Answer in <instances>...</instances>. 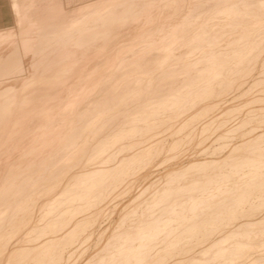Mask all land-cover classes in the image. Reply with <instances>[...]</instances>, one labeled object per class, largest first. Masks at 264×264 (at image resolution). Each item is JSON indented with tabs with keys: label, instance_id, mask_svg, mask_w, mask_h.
Wrapping results in <instances>:
<instances>
[{
	"label": "rangeland",
	"instance_id": "1",
	"mask_svg": "<svg viewBox=\"0 0 264 264\" xmlns=\"http://www.w3.org/2000/svg\"><path fill=\"white\" fill-rule=\"evenodd\" d=\"M27 1L0 0V90L8 87L5 94L11 95L60 53L59 61L72 57L104 68L80 98L57 109V101L74 94L67 88L76 76H68L47 101L56 117L31 114L29 127L1 152L5 172H19L14 187L0 189L16 200L11 206L0 201V264H264V0H115L68 14L72 26L55 28L56 35L53 27H29L18 15L59 18V8L69 11L90 0ZM27 3L33 6L22 10ZM46 6L50 12L41 13ZM6 33L16 39L9 41ZM27 52L32 57L24 58ZM9 55L17 56L14 66ZM48 181L55 183L45 190ZM27 214L18 231H7L11 217ZM14 248L19 254L15 250L8 260Z\"/></svg>",
	"mask_w": 264,
	"mask_h": 264
},
{
	"label": "bare ground",
	"instance_id": "2",
	"mask_svg": "<svg viewBox=\"0 0 264 264\" xmlns=\"http://www.w3.org/2000/svg\"><path fill=\"white\" fill-rule=\"evenodd\" d=\"M29 1V0H28ZM27 1V2H28ZM67 1V0H66ZM65 1V2H66ZM73 1H75V0H73ZM111 1H115V0H90V1H88V2H84V3H81V4H79V5H77V6H75V7H73V8H71V10H67V11H65V10H63L64 8L62 7V8H59L58 10H59V13L60 14H62V16L60 15V17L59 18H56V17H54V16H51V17H40V15H38V13H29V14H27V16H23V14L22 15H18V17L20 18V20H24V21H26L27 22V25L29 26V27H32V26H37V28L39 27V28H47V27H53L54 28V31L52 32V34L54 33L55 35H56V33L60 30V28H69L70 26H72L70 23H68L67 22V15L68 14H70V13H75V12H79V11H82V10H84L85 8H87V7H89V6H92V5H95V4H103V3H105V2H111ZM184 1V0H183ZM25 2V1H24ZM29 2H31V1H29ZM28 2V3H29ZM49 2V1H48ZM62 2V1H61ZM68 2V1H67ZM27 3V4H28ZM73 3H75V2H73ZM72 3V4H73ZM26 4V3H25ZM67 4V3H66ZM78 4V3H77ZM47 5V4H46ZM195 5V4H194ZM11 6V5H10ZM31 6H33L32 4H28V5H26V6H24L25 8L23 9L22 8V10H28V9H30V7ZM42 6V5H41ZM48 6H50V4L48 5ZM48 6H46V7H48ZM52 6V5H51ZM200 6V5H199ZM17 7V6H16ZM21 7H22V5H21ZM65 7V6H64ZM119 7V6H118ZM34 8V7H33ZM32 8V9H33ZM35 8H37L36 6H35ZM34 8V9H35ZM42 8V7H41ZM66 8V7H65ZM124 8V7H123ZM31 9V10H32ZM67 9V8H66ZM93 9H94V7H93ZM121 9V8H120ZM174 9V8H173ZM179 9V8H178ZM53 10V9H52ZM99 10V9H98ZM116 10V9H115ZM114 10V11H115ZM197 10V9H196ZM199 10V9H198ZM50 12V8L48 7V8H44V9H42L41 10V13H44V12ZM109 11V10H108ZM107 11V12H108ZM113 10H111V12H113V13H115ZM121 10H119L118 12H120ZM168 11V10H167ZM183 11V10H182ZM26 12V11H25ZM29 11H27V13H28ZM33 12V11H32ZM54 12V11H53ZM64 12V13H63ZM107 12H105V14L107 13ZM92 13V12H91ZM95 13V12H94ZM99 13V12H98ZM97 13V14H98ZM125 13V12H124ZM141 13V12H140ZM171 13V12H170ZM48 14V13H47ZM96 14V13H95ZM103 14V13H102ZM115 14H117V12L115 13ZM173 14V13H172ZM176 14V13H175ZM100 15V14H99ZM110 15V14H109ZM108 15V16H109ZM174 15V14H173ZM72 16V15H71ZM97 16V15H96ZM106 16V15H105ZM85 17V16H84ZM89 17V16H88ZM91 17V16H90ZM98 17V16H97ZM102 17V16H101ZM82 18H83V16H82ZM106 18H110V17H106ZM78 19V18H77ZM77 19H76V21H77ZM98 19V18H97ZM101 19V18H100ZM115 19H117V18H115ZM174 19V18H173ZM196 19V18H195ZM83 20V19H82ZM109 20V19H108ZM111 20V19H110ZM109 20V22L108 23H110L111 21ZM172 20V19H171ZM115 21V20H114ZM156 21V20H155ZM72 22V21H71ZM74 22V21H73ZM100 22V21H99ZM105 23H106V21H104ZM116 22V21H115ZM143 22V21H142ZM146 22V21H145ZM150 22V21H149ZM83 23V22H82ZM104 23V24H105ZM112 23H114L113 21L111 22V24ZM117 23V22H116ZM129 23V22H128ZM158 23V22H157ZM26 24V23H25ZM24 24V22H23V25H25ZM96 24V23H95ZM101 24V23H100ZM109 25L110 27H112L114 24H112V25ZM144 24V23H143ZM149 24V23H148ZM22 25V26H23ZM99 25V24H98ZM101 25H103V24H101ZM119 25V24H118ZM125 25H127V24H125ZM129 25V24H128ZM136 25V24H135ZM140 25V24H139ZM138 25V26H139ZM142 25V24H141ZM82 26H84L83 24H82ZM100 26V25H99ZM105 26V25H104ZM108 25L106 26V28L108 27V28H110ZM147 26V25H146ZM25 27H27V26H24V28ZM74 28H75V26H73ZM101 27V26H100ZM128 27V26H127ZM130 27V26H129ZM142 27V26H141ZM28 28V27H27ZM26 28V29H27ZM55 28H59V30L57 31V32H55ZM74 28H70V29H74ZM137 28V27H136ZM148 28V27H147ZM56 29V30H57ZM64 29H63V31H64ZM133 29V28H132ZM139 29V28H138ZM146 29V28H145ZM152 29V28H151ZM68 30V29H67ZM102 30V29H101ZM124 30V29H123ZM155 30V29H154ZM22 31H23V29H22ZM48 31V30H47ZM61 31V30H60ZM69 31V30H68ZM81 31V30H80ZM152 31V30H151ZM1 32V31H0ZM42 32V31H41ZM62 32V31H61ZM61 32H60V34H61ZM76 32V31H75ZM150 32V31H149ZM24 33H25V29H24ZM32 33V32H31ZM30 32H29V34H31ZM34 33H36V32H34ZM40 33V32H39ZM59 33V32H58ZM57 33V34H58ZM63 33H66L65 31L63 32ZM78 33V32H77ZM84 33V32H83ZM98 33V32H97ZM108 33V32H107ZM119 33H120V31H119ZM29 34H26V36L27 35H29ZM46 34V33H45ZM53 34V35H54ZM124 34V33H123ZM146 34V33H145ZM152 34V33H151ZM153 34H154V32H153ZM152 34V35H153ZM167 34V33H166ZM6 36H7V33L5 34ZM37 35V34H36ZM64 34H62L61 36H63ZM66 35V34H65ZM79 37H77V39L78 38H80V36H82V35H80V34H77ZM149 35V34H148ZM151 35V36H152ZM164 35V34H163ZM5 36V37H6ZM8 36H9V34H8ZM8 36H7V38H8ZM11 36V35H10ZM9 36V37H10ZM58 36H60V35H58ZM96 36H98V35H96ZM104 36V35H103ZM150 36V37H151ZM4 37V36H3ZM12 37H14V36H12ZM12 37H10L11 39L9 40V41H11V40H15L16 38H12ZM42 37V36H41ZM64 37V36H63ZM127 37V36H126ZM149 37V38H150ZM6 38V39H7ZM28 38V37H27ZM62 38V37H61ZM66 38V37H65ZM75 37L73 36V38H70L69 40H73ZM100 38V37H99ZM103 38V37H102ZM101 38V39H102ZM136 38V37H135ZM147 38V37H146ZM170 38V37H169ZM9 39V38H8ZM32 39V38H31ZM30 39V40H31ZM35 39V38H34ZM63 39V38H62ZM84 39V38H83ZM82 39V40H83ZM105 39H107L108 40V38H106L105 37ZM115 39V41H116V38H114ZM126 38H124V40H125ZM129 39V38H128ZM127 39V40H128ZM131 39V38H130ZM129 39V40H130ZM202 39V38H201ZM3 40H5V39H3ZM64 40V39H63ZM87 40H88V38H87ZM167 40H169V39H167ZM6 41V40H5ZM8 41V40H7ZM8 41V42H9ZM18 41V40H17ZM51 41V40H50ZM55 41V40H54ZM61 41V40H60ZM59 41V42H60ZM71 41H69V42H71ZM105 42H107L106 40H104ZM103 41V42H104ZM165 41V40H164ZM163 41V42H164ZM83 42H86V40L85 41H83ZM102 42V43H103ZM122 42V41H121ZM148 42V41H147ZM4 43V42H3ZM11 43V45H13L14 43L16 44V42H10ZM10 43L8 44V45H10ZM13 43V44H12ZM18 43V42H17ZM51 43V42H50ZM74 43V42H73ZM77 43H78V41H77ZM76 43V44H77ZM102 43H101V46H102ZM110 43V42H109ZM130 43H132V42H130ZM68 44V43H67ZM79 44V43H78ZM81 44H82V42H81ZM81 44H79V45H81ZM97 44V43H96ZM120 44V43H119ZM132 44H134V42L132 43ZM131 44V45H132ZM166 44H167V42H166ZM165 44V45H166ZM8 45L6 46L7 48H8ZM10 45V46H11ZM60 45H64V44H60ZM78 45V46H79ZM118 45V44H117ZM127 45H128V43H127ZM134 45H136V44H134ZM161 45H162V43H161ZM4 46V45H3ZM47 46V45H46ZM72 47H73V45H71ZM75 46H77V45H75ZM98 46H99V44H98ZM97 45H96V47H98ZM130 46V45H129ZM163 46H164V44H163ZM168 46V45H167ZM12 48L14 47V46H11ZM16 47H18V44H16ZM15 47V48H16ZM59 47V46H58ZM67 47V46H66ZM115 47H116V45H115ZM119 48H120V46H118ZM121 47H124L123 46V44L121 45ZM50 48V47H49ZM64 49H65V47H63ZM71 48V47H70ZM76 48V47H75ZM109 48V47H108ZM18 49V48H17ZM32 49V48H31ZM46 49V48H45ZM54 49H56V48H54ZM74 49V48H73ZM76 49H78V48H76ZM96 49V48H95ZM137 49V48H136ZM136 49H134V50H136ZM147 49V48H146ZM6 50V49H5ZM11 50V49H10ZM9 50V51H10ZM22 50V49H21ZM53 50V49H52ZM68 50V49H67ZM66 50V51H67ZM79 50V49H78ZM115 50V49H114ZM116 50H117V48H116ZM122 50V49H121ZM161 50V49H160ZM12 51V50H11ZM15 51V50H14ZM28 51V50H27ZM48 51V50H47ZM46 51V52H47ZM57 51V50H56ZM61 51H64V50H61ZM74 51V50H73ZM80 51H82V50H80ZM113 51V50H112ZM162 51V50H161ZM5 52H7V50L5 51ZM18 52V51H17ZM55 52V51H54ZM70 52V51H69ZM84 52V51H83ZM97 52H98V50H97ZM129 52V51H128ZM132 52H133V50H132ZM12 53V52H11ZM20 53V52H19ZM31 53V52H30ZM33 54H35L34 52H32ZM42 54H43V52H41ZM40 53V54H41ZM49 53V52H48ZM65 53H67V52H65ZM65 53L63 54V55H61V56H64L65 55ZM73 52H71V54H72ZM77 53V52H76ZM116 53V52H115ZM121 53H123V50H122V52ZM160 54H161V52H159ZM166 53V52H165ZM5 54V53H4ZM9 54H10V52H9ZM13 54V53H12ZM11 54V55H12ZM14 54H16V52L14 53ZM25 54H26V56L29 54L28 52L27 53H24V58H27V57H25ZM41 54V55H42ZM44 54H45V51H44ZM58 54V53H57ZM61 54V53H60ZM59 54V55H60ZM68 54V53H67ZM109 54H110V52H109ZM109 54H106V55H108V56H110ZM117 54V53H116ZM118 54H120V53H118ZM117 54V55H118ZM159 54V55H160ZM167 54V53H166ZM17 55V54H16ZM29 55H31V54H29ZM28 55V57H32V56H29ZM38 55H39V53H38ZM52 55V54H51ZM50 55V56H51ZM54 55V54H53ZM52 55V56H53ZM58 55V56H59ZM77 55V54H76ZM76 55H74V57H75V59H76ZM78 55H79V53H78ZM81 55H82V53H81ZM81 55H79V57L81 56ZM84 55V54H83ZM82 55V56H83ZM106 55H104V56H106ZM138 55V54H137ZM141 55V54H140ZM154 55H156V54H154ZM56 56V55H55ZM57 56V57H58ZM67 56H69V55H67ZM71 56V55H70ZM69 56V57H70ZM112 56H113V53H112ZM111 56V57H112ZM119 56V55H118ZM150 56H152V58H153V55H151L150 54ZM162 56V55H161ZM9 57H10V55H9ZM14 57H16L17 58V56H14ZM14 57H12V58H14ZM34 57V56H33ZM57 57H55L56 59H57ZM65 57V56H64ZM63 57V58H64ZM120 57V56H119ZM121 57H123V56H121ZM135 57V56H134ZM157 57H158V54H157ZM2 58H4V57H0V59H2ZM8 58V57H7ZM11 58V57H10ZM10 58L9 59H6V57H5V59L8 61V60H10ZM12 58H11V62H12ZM16 58H14V59H16ZM18 58H20V55H19V57ZM60 58V57H59ZM62 58V57H61ZM60 58V59H61ZM90 58V57H89ZM104 58V57H103ZM109 58V57H108ZM114 58H116V57H114ZM147 58V57H146ZM146 58H145V60H146ZM151 57H150V60L152 59ZM155 58L156 57H154V60H155ZM160 57H158V59H159ZM48 59V58H47ZM46 59V60H47ZM56 59H52V58H50V61L49 62H47V63H49V65H48V67H46V68H44V69H34V70H36V71H32L33 73L30 75V77H29V79L26 81V82H24V83H22V84H20V85H18V86H16V87H14L13 89H14V92L11 94V95H6L5 93H7L6 92V90L8 89V87H4V88H2L1 90H0V98H2V100H3V102H1L0 101V154H1V152L3 151V150H7V145L8 144H10L11 142H12V140L13 139H17L19 136H20V134H22L23 132H24V130H25V128H27V127H29V122H30V120H31V114L32 115H34V113H39V115L42 113V115H41V117L40 118H42V117H51L52 115H54L55 117H56V115L55 114H57L58 112H56V111H54L53 109H51L52 108V106L50 107V108H48L47 106V101L49 100V99H51L52 97H55V95L57 94V92L59 91V89H58V87L62 84H64L65 82V79L68 77V76H70V75H75L76 76V78H75V81H74V83L72 84V86L71 87H68L67 89H69V90H71V91H73V93L74 94H67V95H65V97H62L59 101H57L58 103H57V105H56V107H57V109H61V108H66L69 104H71V102H72V98H77V96L79 95V92H80V90L82 89V88H85L87 85H89V83L90 82H92L93 80H94V78H92V76L94 77L95 75H97V78L99 79V73H100V69H101V67H103L104 65L102 64V63H92V64H84V62L83 61H79L78 62V58L76 59V62L75 61H71V59H72V57L71 58H69V59H67L66 57H65V59L63 60H61V61H59L58 59L56 60ZM82 59H83V57H82ZM112 59H113V57H112ZM120 59V58H119ZM122 59V58H121ZM143 58H141V60H142ZM161 59V58H160ZM163 59H164V57H163ZM32 60V59H31ZM43 60V59H42ZM106 60H108V59H106ZM110 60V59H109ZM154 60H153V62H154ZM162 60V59H161ZM175 60V59H174ZM1 61V60H0ZM3 61V60H2ZM5 61V60H4ZM14 61H17V60H14ZM40 61V60H39ZM89 61V60H88ZM94 61V60H93ZM97 61V60H96ZM115 61V60H114ZM117 61H118V59H117ZM156 61V60H155ZM160 61V60H159ZM45 62V61H44ZM98 62V61H97ZM109 62V61H108ZM129 62V61H128ZM134 62H135V60H134ZM6 63V62H5ZM4 63V64H5ZM8 64H9V62H7ZM13 63V65L12 66H14V62H12ZM29 63V62H28ZM34 63V62H33ZM139 63H141V62H139ZM143 63V62H142ZM149 63V62H148ZM150 63H152V62H150ZM8 64L6 65L5 64V66H8ZM44 64V63H43ZM115 64V63H114ZM136 64V63H135ZM154 64V63H153ZM10 65V64H9ZM33 65V64H32ZM47 65V64H46ZM103 65V66H102ZM139 65V64H138ZM149 65H151V64H148V67H149ZM11 66V67H12ZM31 66V65H30ZM113 66V65H112ZM144 66V65H143ZM146 66V65H145ZM2 67V66H1ZM121 67V66H120ZM133 67V66H132ZM7 68H10V67H7ZM104 68V67H103ZM106 68V67H105ZM144 68H146V67H144ZM152 68V67H151ZM3 69V68H2ZM6 69V68H5ZM114 69V68H113ZM132 69V68H131ZM148 69V68H147ZM154 69V68H153ZM104 70V69H103ZM143 70V69H142ZM163 70V69H162ZM4 71V70H3ZM9 71V70H8ZM12 71V70H11ZM102 71V70H101ZM133 71V70H132ZM17 72V71H16ZM103 72V71H102ZM105 72H106V70H105ZM108 72H109V70H108ZM107 72V73H108ZM131 72V71H130ZM1 73V72H0ZM4 73V72H3ZM5 73H7V72H5ZM4 73V74H5ZM140 73V72H139ZM154 73H156V72H154ZM3 74V75H4ZM11 74V73H10ZM120 74V73H119ZM142 74V73H141ZM8 75V74H7ZM29 75V74H28ZM102 75H104V74H102ZM137 75V74H136ZM144 75V74H143ZM194 75V74H193ZM16 76V75H15ZM124 76V75H123ZM3 77V76H2ZM2 77H1V79H2ZM13 77H14V75H13ZM74 77V76H73ZM134 77V76H133ZM11 78V77H10ZM9 77H8V79H10ZM15 78V77H14ZM14 78H12V80L14 79ZM17 78V77H16ZM96 78V77H95ZM187 78V77H186ZM7 79V78H6ZM156 79V78H155ZM188 79H189V77H188ZM11 80V81H12ZM16 80V79H15ZM107 80V79H106ZM3 81V80H2ZM72 81V80H71ZM105 81V80H104ZM188 81V80H187ZM5 82V81H4ZM12 82H14V80L12 81ZM12 82L10 83V84H12ZM64 82V83H63ZM99 82V81H98ZM162 82V81H161ZM8 83H9V81H8ZM181 83V82H180ZM183 83V82H182ZM99 84V83H98ZM102 84V83H101ZM175 84V83H174ZM186 84V83H185ZM5 85V84H4ZM7 85H9V84H7ZM61 85V86H62ZM68 85H69V83H68ZM67 85V86H68ZM92 85V84H91ZM157 85V84H156ZM1 86V85H0ZM97 86V85H96ZM153 86V85H152ZM12 87V86H11ZM63 88H65V86L63 87ZM90 88V87H89ZM94 88H95V85H94ZM97 88L98 87H96V90H97ZM85 89H87V88H85ZM129 89V88H128ZM89 90V89H88ZM95 90V91H96ZM107 90V89H106ZM64 91V90H63ZM66 91V90H65ZM86 91V90H85ZM91 91H92V88H91ZM90 91V92H91ZM82 92H83V90H82ZM88 92V91H87ZM89 92V93H90ZM105 92V91H104ZM158 92V91H157ZM68 93V92H67ZM81 93V92H80ZM84 93H86V92H84ZM84 93H83V95H84ZM120 93V92H119ZM86 94H88V93H86ZM91 94V93H90ZM6 97H5V96ZM158 95V94H157ZM80 96V95H79ZM89 96H91V95H89ZM122 96V95H121ZM156 96V95H155ZM5 97V98H4ZM59 97V96H58ZM86 97H87V95H86ZM99 97V96H98ZM101 97V96H100ZM103 97H105V96H103ZM78 98H80V97H78ZM77 98V99H78ZM83 98V97H82ZM85 98V97H84ZM146 98V97H145ZM150 98V97H149ZM53 99V98H52ZM140 99V98H139ZM144 99V98H143ZM168 99V98H167ZM1 100V99H0ZM5 100V101H4ZM56 100V99H55ZM86 100V99H85ZM119 100V99H118ZM52 101V100H51ZM77 101V100H76ZM79 101V100H78ZM84 100H82V102H83ZM101 101V100H100ZM105 101V100H104ZM148 101V100H147ZM151 101V100H150ZM153 101V100H152ZM49 102V101H48ZM54 102H56V101H54ZM79 102H81V101H79ZM111 102V101H110ZM160 102V101H159ZM168 102V101H167ZM50 103V102H49ZM92 103V102H91ZM96 103H97V101H96ZM143 103V102H142ZM145 103V102H144ZM155 103V102H154ZM52 104H53V101H52ZM51 104V105H52ZM55 104V103H54ZM99 104V103H98ZM102 104V103H101ZM113 105H112V107L114 106V103H112ZM259 104V103H258ZM73 105V104H72ZM92 105V104H91ZM133 105V107H134V104H132ZM137 105H139L138 103H137ZM142 105V104H141ZM78 106H79V104H78ZM77 106V107H78ZM100 106V105H99ZM144 106H145V104H144ZM54 107V106H53ZM73 106H71V108H72ZM80 107V106H79ZM78 107V108H79ZM92 108H93V106H91ZM91 107H90V109H91ZM103 107V106H102ZM101 107V108H102ZM109 107H111V105L109 106ZM132 107V106H131ZM71 108H70V111H71ZM74 108V107H73ZM99 108V107H98ZM140 108V107H139ZM38 109V110H37ZM107 109H108V107H107ZM111 109V108H110ZM125 109V108H124ZM130 109H132V108H130ZM134 109H135V107H134ZM112 110V109H111ZM110 110V111H111ZM126 110V109H125ZM137 110V109H136ZM60 111V110H59ZM90 111V110H89ZM134 111V110H133ZM61 112V111H60ZM65 112V111H64ZM63 112V113H64ZM68 111H67V109H66V113H67ZM73 112H75L76 113V111H73ZM91 112V111H90ZM105 112V111H104ZM118 112V111H117ZM120 112V111H119ZM123 111H121V113H122ZM128 112H130V111H128ZM89 113V112H88ZM120 113V114H121ZM155 113V112H154ZM37 114H35V115H37ZM61 114V113H60ZM82 114V113H81ZM98 114V113H97ZM99 114H101V113H99ZM119 114V113H118ZM124 114H126V113H124ZM130 114V113H129ZM62 115V114H61ZM71 115H73V113L71 114ZM104 115H106L105 113H104ZM69 116H70V113H69ZM82 116V115H81ZM126 116V115H125ZM38 117V116H37ZM36 117V118H37ZM79 118H80V116H78ZM87 117V116H86ZM104 117V116H103ZM73 118V117H72ZM76 118V117H75ZM93 118V117H92ZM107 118V117H106ZM168 118V117H167ZM50 119V118H49ZM59 119V118H58ZM67 119V118H66ZM69 119H71V118H69ZM94 119H96V118H93V120ZM119 119V118H118ZM37 120V119H36ZM38 120H39V117H38ZM53 120V119H52ZM61 120V119H60ZM84 120H85V118H84ZM87 120V119H86ZM104 120H105V118H104ZM121 120H124V118H122L121 117ZM44 121H45V119H44ZM54 121V120H53ZM67 121V120H66ZM80 121V120H79ZM96 121V120H95ZM95 121L93 122V123H95ZM98 122H99V120H97ZM108 121V120H107ZM109 121H110V119H109ZM113 121H116V120H113ZM120 121V120H119ZM173 121V120H172ZM40 122V121H39ZM57 122V121H56ZM76 122V121H75ZM91 123H92V120L90 121ZM98 122H96V123H98ZM124 122V121H123ZM42 123V122H41ZM62 123V122H61ZM118 122H116V124H117ZM36 124V123H35ZM49 124V123H48ZM50 124H51V122H50ZM57 124H58V122H57ZM65 124V123H64ZM72 124V123H71ZM90 124V123H89ZM100 124V123H99ZM108 124V123H107ZM115 124V125H116ZM119 124V123H118ZM122 124H124V123H122ZM148 124V123H147ZM54 125H56V124H54ZM54 125H52V126H54ZM59 125V124H58ZM63 125V124H62ZM87 125V124H86ZM91 125V124H90ZM94 125V124H93ZM93 125H91V126H93ZM105 125V124H104ZM64 126V125H63ZM66 126V125H65ZM74 126V125H73ZM85 126V125H84ZM107 126V125H106ZM114 126V125H113ZM117 126V125H116ZM119 126H121V125H119ZM118 126V127H119ZM79 127V126H78ZM81 127V126H80ZM90 127V126H89ZM99 127V126H98ZM101 127V126H100ZM109 128H110V125L108 126ZM31 128H33V125H32V127ZM39 128H40V125H39ZM53 128H55V131H56V129H58V127H53ZM74 128V127H73ZM85 128V127H84ZM87 128V127H86ZM104 128V127H103ZM117 128V127H116ZM120 128V127H119ZM123 127H121V129H122ZM124 128H126L125 126H124ZM35 129V128H34ZM62 129V128H61ZM70 129V128H69ZM75 129V128H74ZM111 129V128H110ZM113 129H115V128H113ZM113 129H112V131H113ZM215 129V128H214ZM70 130H72V128L70 129ZM77 130V129H76ZM78 130H80V129H78ZM90 130V129H89ZM88 130V131H89ZM117 129H115V131H116ZM35 130H33L32 132H34ZM40 131V130H39ZM38 131V132H39ZM46 131V130H45ZM44 131V132H45ZM48 131H49V129H48ZM48 131H46V132H48ZM54 131V132H55ZM58 131H59V129H58ZM95 131V130H94ZM102 131V130H101ZM103 131H106V130H103ZM102 131V132H103ZM114 131V132H115ZM32 132H31V134H32ZM119 132H121V130L119 131ZM41 133V132H40ZM60 133V135L62 134V132H59ZM64 133V132H63ZM77 133V132H76ZM91 133V132H90ZM100 133V132H99ZM38 134V133H37ZM48 134V133H47ZM54 134V133H53ZM97 134V133H96ZM102 134V133H101ZM105 134H106V132H105ZM29 135V134H28ZM43 136H45L44 134H42ZM58 135V134H57ZM79 135V134H78ZM94 135V134H93ZM98 136L100 135V134H97ZM109 135H111V134H109ZM109 135H107V136H109ZM37 136V135H36ZM36 136L34 137V136H32V137H34V138H36ZM51 136V135H50ZM64 135H62V137H63ZM75 136V135H74ZM82 136V135H81ZM87 136V135H86ZM88 136H89V138H90V135L88 134ZM113 136V135H112ZM112 136H109L108 138L106 137V136H104V138L106 137L107 138V140H110L109 138L110 137H112ZM161 136V135H160ZM40 137V136H39ZM78 137H80V136H78ZM85 137V136H84ZM96 136H94V137H92V138H95ZM102 137V136H101ZM28 138H30L29 136H28ZM28 138H27V140H28ZM88 138V137H87ZM97 138V137H96ZM100 138V137H99ZM104 138H101V139H103L104 140ZM105 138V139H106ZM38 139H40V138H38ZM47 139V138H46ZM62 139H64V138H62ZM77 139V138H76ZM84 139H86V138H84ZM91 139V138H90ZM27 140H25L24 142L25 143H27V142H29V140L27 141ZM41 140H42V137H41ZM80 140V139H79ZM88 140V139H87ZM93 139H91V141H92ZM97 140V139H96ZM100 140V139H99ZM99 140H98V142H99ZM105 141V142H108V141ZM34 141V140H33ZM39 142H40V140H38ZM53 141V140H52ZM55 141V140H54ZM89 141V140H88ZM87 141V142H88ZM90 141V142H91ZM94 141H95V139H94ZM104 141H103V143H104ZM31 142V141H30ZM57 142V141H56ZM69 142V141H68ZM82 142V141H81ZM86 142V141H85ZM84 142V143H85ZM25 143H24V145H25ZM34 143V142H33ZM36 143V142H35ZM41 143V142H40ZM44 142H42L41 144H43ZM46 143V142H45ZM52 142H50V144H51ZM92 143V142H91ZM102 143V142H101ZM58 144V143H57ZM31 145V144H30ZM33 145V144H32ZM46 145V144H45ZM52 145H54V144H52ZM56 145V144H55ZM84 145H86V144H84ZM88 145V144H87ZM96 145V144H95ZM97 145H98V143H97ZM199 145V144H198ZM27 146V145H26ZM29 146V145H28ZM35 146V145H34ZM38 146V145H37ZM43 146H44V144H43ZM99 146V145H98ZM104 147L106 146L105 144L103 145ZM41 147V146H40ZM39 147V148H40ZM69 149H71L70 148V144H69ZM102 147V146H101ZM42 148V147H41ZM40 148V149H41ZM77 148V147H76ZM81 148L82 147H80L79 148V151L81 150ZM94 148V147H93ZM161 148V147H160ZM34 149V148H33ZM36 149H37V147H36ZM40 149H39V151H40ZM52 150H53V148H51ZM98 149V148H97ZM100 149V148H99ZM103 149V148H102ZM105 149V148H104ZM107 149H108V146H107ZM27 150V149H26ZM30 150H31V146H30ZM75 150V149H74ZM96 150V149H95ZM25 151V150H24ZM34 151H38V150H33V153H34ZM42 151H45V150H42ZM91 151V150H90ZM23 152V151H22ZM29 152V151H28ZM72 152V151H71ZM75 152V151H74ZM77 152V151H76ZM83 152V151H82ZM26 153V152H25ZM32 153V152H31ZM36 153V152H35ZM38 153V152H37ZM37 153H36V156H37ZM41 153V152H40ZM52 153V152H51ZM80 152H78V154H79ZM91 153V152H90ZM136 153V152H135ZM27 154V153H26ZM44 154V153H43ZM83 154V153H82ZM85 154H86V152H85ZM138 154V153H137ZM34 155V154H33ZM33 155H32V157H33ZM50 155V154H49ZM49 155H47V156H49ZM73 155V154H72ZM71 155V156H72ZM77 155V154H76ZM101 155V154H100ZM30 156V155H29ZM78 156V155H77ZM80 156V155H79ZM91 156V155H90ZM123 156V155H122ZM41 156H39V158H40ZM46 157V156H45ZM65 157V156H64ZM76 157V156H75ZM74 157V158H75ZM87 157V156H86ZM98 157V156H97ZM101 157V156H100ZM104 157V156H103ZM124 157V156H123ZM28 158V157H27ZM38 158V157H37ZM42 158V157H41ZM67 158V157H66ZM92 159H93V156L91 157ZM90 158V159H91ZM105 158H107V157H105ZM68 159H70V157L68 158ZM78 159V158H77ZM87 160L89 159V158H86ZM30 160H31V158H30ZM40 160H42V159H40ZM45 160V159H44ZM52 160V159H51ZM57 160V159H56ZM55 160V161H56ZM65 160V159H64ZM103 160H105V159H102V161ZM123 160V159H122ZM226 160V159H225ZM245 161H247L248 160V158L246 157L245 159H244ZM36 161V160H35ZM37 161H39V160H37ZM36 161V162H37ZM66 161H68V160H66ZM72 161V160H71ZM70 161V162H71ZM101 161V160H100ZM40 162V161H39ZM39 162H38V164H39ZM60 162H61V160H60ZM69 162V161H68ZM89 162V161H88ZM87 162V163H88ZM91 162V161H90ZM90 162H89V164H90ZM120 162V161H119ZM85 163H86V161H85ZM93 163V162H92ZM98 163H100V162H98ZM212 163V162H211ZM3 163H2V159L0 158V189H2L4 186H6V185H10L11 187H14L15 186V178H14V176L19 172V168H13V169H11L8 173H6L5 172V170H4V168H3V165H2ZM81 164V163H80ZM196 164V163H195ZM67 165V164H66ZM100 165V164H99ZM45 166V165H44ZM56 166H57V164H56ZM63 166H64V163H63ZM92 166H94V165H92ZM55 167V166H54ZM53 167V168H54ZM67 167V166H66ZM77 167V166H76ZM75 166H74V168H76ZM86 167V166H85ZM84 167V168H85ZM89 167V166H88ZM56 168V167H55ZM68 168V167H67ZM92 168V167H91ZM70 169V171H71V169L72 168H68V170ZM77 169V168H76ZM99 169V168H98ZM102 169V168H101ZM116 169V168H115ZM204 169V168H203ZM54 170V169H53ZM66 170V169H65ZM64 170V171H65ZM88 170H90V171H92L91 169H89L88 168ZM95 170V169H94ZM200 170V169H199ZM205 170V169H204ZM69 171V172H70ZM85 171V173H87L88 174V172H86V170H84ZM98 171H100V170H98ZM184 171V170H183ZM201 171V170H200ZM52 172V171H51ZM57 172H58V170H57ZM63 172V171H62ZM66 172V171H65ZM83 172V171H82ZM95 172V171H94ZM97 172V171H96ZM95 172V173H96ZM102 172V171H101ZM180 172V171H179ZM182 172V171H181ZM40 173V172H39ZM47 173H48V171H47ZM47 173H45L44 172V174H46V175H48ZM56 173V172H55ZM75 173V172H74ZM84 173V172H83ZM91 173V172H90ZM89 173V174H90ZM184 173V172H183ZM44 174H42V175H44ZM52 174H54L53 172H52ZM71 174H72V172H71ZM86 174V175H87ZM89 174L87 175V176H89ZM37 175V174H36ZM79 175V174H78ZM82 175V174H81ZM85 175V174H84ZM91 176H93L92 175V173L90 174ZM154 175V174H153ZM172 175V174H171ZM50 176H52V175H50ZM62 176H64V175H62ZM42 177V176H41ZM44 177L45 176H43V179H44ZM61 177V176H60ZM47 178V177H46ZM76 178V177H75ZM90 178V177H89ZM95 178V177H94ZM174 178H175V176H174ZM56 179H58V178H56ZM80 179H81V177H80ZM79 179V180H80ZM84 179H86V177L84 178ZM159 179V178H158ZM41 180H42V178H41ZM40 180V181H41ZM75 180V179H74ZM78 180V179H77ZM83 180V179H82ZM91 180V179H90ZM177 180V179H176ZM39 180H38V182H40ZM52 181V180H51ZM49 182V183H47L46 185H45V190H49L51 187H52V185L55 183V182ZM64 181V180H63ZM62 181V182H63ZM76 181V180H75ZM74 181V182H75ZM85 181V180H84ZM88 181V180H87ZM92 181V180H91ZM96 181V180H95ZM167 181V180H166ZM42 182H43V180H42ZM65 182V181H64ZM72 182V181H71ZM77 182H79V181H77ZM76 182V183H77ZM80 182H81V180H80ZM79 182V183H80ZM37 183V182H36ZM68 183V182H67ZM18 184H19V182H18ZM82 184V183H81ZM211 184V183H210ZM35 185V184H34ZM71 185V184H70ZM75 184H73V186H74ZM80 185V184H79ZM10 186H8V191H10V189H11V187ZM26 186V185H25ZM67 186L68 185H66L65 186V190H67L68 191V189H66L67 188ZM153 186V185H152ZM194 186V185H193ZM33 187V186H32ZM70 187V186H69ZM76 187H78V186H76ZM196 188H198L197 186H195ZM79 188V187H78ZM171 188V187H170ZM218 188V187H217ZM32 189V188H31ZM195 189V188H194ZM21 190V189H20ZM64 190V191H65ZM70 190V189H69ZM82 190V189H81ZM88 190V189H87ZM98 190V189H97ZM147 190V189H146ZM85 191V190H84ZM196 191V190H195ZM68 192H70V191H68ZM68 192H66V193H68ZM22 193V192H21ZM61 194H63L62 192H61ZM61 194H59V196L61 195ZM174 194V193H173ZM20 195V194H19ZM214 195V194H213ZM15 196V195H14ZM14 196H12V198L14 197ZM38 196H40V195H38ZM65 196V195H64ZM63 196V197H64ZM209 196V195H208ZM17 197H19V196H17ZM60 197H62V196H60ZM62 197V198H63ZM247 197V196H246ZM11 198V196L9 195L8 196V194H4V193H2V194H0V201H7V204H9L10 206H11V204H15V202H16V200H14V199H12ZM61 198V199H62ZM233 198V197H232ZM31 199V198H30ZM53 199V198H52ZM60 199V198H59ZM136 199H137V197H136ZM198 199V198H197ZM55 200V199H54ZM137 201V200H136ZM53 202V201H52ZM55 202H60V201H55ZM242 202V201H241ZM51 203V202H50ZM189 203V202H188ZM187 203V204H188ZM52 204V203H51ZM54 205H55V203H53ZM225 205V204H224ZM20 206V205H19ZM27 206H28V204H27ZM49 206V205H48ZM17 207V206H16ZM40 207V206H39ZM52 207V206H51ZM50 207V208H51ZM182 207V206H181ZM24 208V207H23ZM49 208V207H48ZM159 209V208H158ZM15 210V209H14ZM26 210V209H25ZM131 210V209H130ZM16 211V210H15ZM21 211V210H20ZM17 212H18V210H17ZM28 212V211H27ZM235 212V211H234ZM22 213H23V211H22ZM21 213V214H22ZM45 213V212H44ZM162 213V212H161ZM221 213H223V212H221ZM233 214V213H232ZM18 215V214H17ZM17 215H15V216H17ZM164 215V214H163ZM19 216V215H18ZM228 216V215H227ZM50 217V216H49ZM215 218V217H214ZM52 219V218H51ZM10 226L7 228V231H18L21 227V224L23 223H26V221L28 220V214L27 215H22V216H20V217H11L10 219ZM46 220V219H45ZM207 220V219H206ZM208 221V220H207ZM217 221V220H216ZM52 222V221H51ZM29 223V222H28ZM42 223V222H41ZM50 223V222H49ZM48 223V224H49ZM196 223V222H195ZM50 224H52V223H50ZM49 224V225H50ZM210 224V223H209ZM212 224V223H211ZM237 224V223H236ZM27 225V224H26ZM77 225V224H76ZM178 225V224H177ZM60 226V225H59ZM210 226V225H209ZM214 227V226H213ZM34 228V227H33ZM178 228V227H177ZM41 229V232L43 231L42 230V228H40ZM44 229V228H43ZM176 229V228H175ZM25 230V229H24ZM23 230V231H24ZM64 230H65V228H64ZM218 230V229H217ZM27 231V230H26ZM33 231V230H32ZM60 231V230H59ZM76 231V230H75ZM34 232V231H33ZM62 232V231H61ZM67 232V231H66ZM172 232V231H171ZM217 232V231H216ZM40 233V232H39ZM212 233V232H211ZM6 233H4L3 235H5ZM22 234H25V233H22ZM41 234V233H40ZM39 234V235H40ZM65 234V233H64ZM9 235V234H8ZM12 235H14V234H12ZM30 235V234H29ZM54 235V234H53ZM211 235V234H210ZM26 236H28V235H26ZM62 236V235H61ZM13 237V236H12ZM37 237V236H36ZM231 237V236H230ZM3 238V237H2ZM9 238V237H8ZM35 238V237H34ZM34 238H31L30 240H34ZM55 238H56V236H55ZM20 239H21V237H20ZM57 239V238H56ZM68 239V238H67ZM22 240V239H21ZM42 240V239H41ZM7 241V240H6ZM5 241V242H6ZM39 241V240H38ZM56 241V240H55ZM59 241V240H58ZM219 241V240H218ZM2 242V241H1ZM8 242V241H7ZM40 242V241H39ZM48 242V241H47ZM207 242V241H206ZM28 243V242H27ZM46 243V242H45ZM38 244V243H37ZM30 245V244H29ZM45 245V244H44ZM207 246V245H206ZM51 247V246H50ZM39 248H41V247H39ZM60 249V248H59ZM238 249V248H237ZM16 249L14 248V252L13 253H11V251H10V253L12 254H10L11 256H12V258L10 257V259H8V260H12L14 257H13V255H14V253H16V251H18V249L15 251ZM35 250V249H34ZM151 251V250H150ZM167 251V250H166ZM2 252V251H1ZM5 252V251H4ZM163 252V251H162ZM3 253V252H2ZM21 253H22V251H21ZM20 253V254H21ZM24 253V252H23ZM31 253V252H30ZM37 253V252H36ZM49 253V252H48ZM17 254H19V251H18V253ZM16 254V255H17ZM38 254V253H37ZM187 254V253H186ZM206 254V253H205ZM2 255H4V253L2 254ZM9 255V256H10ZM20 256V255H19ZM42 256V255H41ZM149 256V255H148ZM27 257V256H26ZM40 259V258H39ZM42 259V258H41ZM264 259V258H263ZM91 260V259H90ZM262 260V259H261ZM18 262V261H17ZM40 262H41V260H40ZM39 262V263H40ZM18 264V263H17ZM208 264H209V262H208Z\"/></svg>",
	"mask_w": 264,
	"mask_h": 264
}]
</instances>
